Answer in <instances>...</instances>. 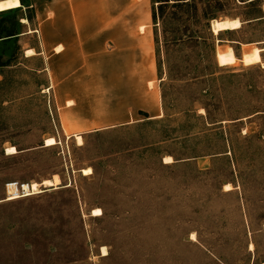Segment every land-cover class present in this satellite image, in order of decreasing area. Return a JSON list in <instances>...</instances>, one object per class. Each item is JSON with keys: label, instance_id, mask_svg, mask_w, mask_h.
Returning a JSON list of instances; mask_svg holds the SVG:
<instances>
[{"label": "rangeland", "instance_id": "374dc122", "mask_svg": "<svg viewBox=\"0 0 264 264\" xmlns=\"http://www.w3.org/2000/svg\"><path fill=\"white\" fill-rule=\"evenodd\" d=\"M49 1L0 0V11L12 9L0 13V41L15 35L0 42V264L264 263V0L152 3L155 61L178 81L162 83L166 117L116 127L106 120H125L127 109L109 110L105 91L99 112L97 57L83 71L65 64L67 82L51 90L43 60L25 57L55 16ZM76 1L88 7L76 17L99 36V0ZM235 18L242 29L214 37L212 22ZM49 138L58 144L45 147ZM55 177L58 188L41 186ZM10 184L43 192L10 201Z\"/></svg>", "mask_w": 264, "mask_h": 264}, {"label": "crops", "instance_id": "0c3cea01", "mask_svg": "<svg viewBox=\"0 0 264 264\" xmlns=\"http://www.w3.org/2000/svg\"><path fill=\"white\" fill-rule=\"evenodd\" d=\"M145 1V17H138L136 11L141 0H115L114 2L106 1L104 4L99 0V36L95 37L93 33L89 34L85 30L87 20L76 17L79 15L78 11L82 12L88 9L86 5L76 0L67 3L57 0L49 1L46 4L52 6L51 9L55 10V16L40 24L39 33L42 36L40 46L24 48L23 53L27 59L39 58L43 60V66L39 72L47 73L50 76L52 84L49 87L50 90L54 88V83L59 87L60 84L65 85L67 82L66 78L58 77L66 65L79 67V70L83 71L88 65L90 56L97 57L100 72L102 70V74L99 76V112L104 107L101 101L104 99L105 91L109 93L107 97L109 110L119 109L121 106H125L127 109L125 120L107 119L106 122L109 123V126L116 127L114 124L117 122H124L125 125L146 120H160L167 114L162 83L167 81L172 83L178 80L170 79L171 76L168 77L167 74H165V78L161 76L160 66L155 61L157 38L152 25L155 28L157 25L152 17V0ZM39 10L43 11V8L40 7ZM60 10H68L69 16L64 19L58 17L56 12H60ZM141 26L145 28L144 33L140 31ZM71 28H74L73 31L76 32L71 33ZM210 31L214 37L221 36L223 33L234 32L226 31L216 35L213 32V22ZM260 45L263 46L261 48H264L263 44ZM60 47L62 49L58 51L57 49ZM29 49L34 50L36 55L27 56ZM217 54L218 50L216 59ZM120 64L123 66L122 74L120 71L116 72ZM105 67L107 70L111 69L112 72L106 73L107 77L104 80ZM208 76H198L195 80ZM75 89L81 90L82 88L75 87ZM69 102H73L71 107H75L77 104L79 105L80 101L77 98L65 99L61 103L63 109L67 107ZM203 110L206 112L203 116L209 115L210 118L209 109L204 107ZM103 122L105 120L99 118V123ZM178 162L183 163L185 161ZM232 186L235 189L234 185Z\"/></svg>", "mask_w": 264, "mask_h": 264}, {"label": "bare ground", "instance_id": "6f19581e", "mask_svg": "<svg viewBox=\"0 0 264 264\" xmlns=\"http://www.w3.org/2000/svg\"><path fill=\"white\" fill-rule=\"evenodd\" d=\"M243 27V23L240 19H226V20H215L213 22V32L214 33H222V32H226V31H237L242 29ZM141 31V30H140ZM62 48H58L57 50L60 51ZM36 53L34 50L29 49L27 51V56L32 57L35 56ZM70 104V103H69ZM78 142L79 144H83V138L82 137H78ZM58 143L56 141L55 138H49L46 140L45 143V147L49 148V147H53L56 146ZM18 151L15 147H9L7 149V155L11 156V155H15L17 154ZM165 163L166 164H171L173 163V160L171 157H166L165 158ZM84 176H89L92 174V170L91 169H84L82 170ZM60 185V180L58 179V177H55L53 180H47L45 182H43V184L41 185L42 187L46 188V189H56L58 188V186ZM40 185L38 184H33V185H25L22 186L21 189H17V184H10L8 186V190H9V194H10V199L8 200H16V199H20L21 197L19 196V194L21 193L24 197L25 196H32V195H36V194H40L43 191L40 190ZM225 192H231L233 191V186L231 184H227L225 186ZM22 190V191H21ZM13 197V198H12ZM103 216V211L101 209H95L92 212V217H101ZM192 240L193 241H197V237L195 235V233L192 235ZM253 245L251 246V249H253ZM108 253V252H107ZM106 253V249L103 248V255L107 256Z\"/></svg>", "mask_w": 264, "mask_h": 264}, {"label": "trees", "instance_id": "16d2710c", "mask_svg": "<svg viewBox=\"0 0 264 264\" xmlns=\"http://www.w3.org/2000/svg\"><path fill=\"white\" fill-rule=\"evenodd\" d=\"M193 0H176L175 2L173 1L172 2V0H152V3H153V7H155V5H158V8H163V7H165V6H181V5H189L191 2H192ZM23 3V2H22ZM12 9L9 7V8H7V9H5V10H2V11H0V13H4V12H8V11H11ZM154 11H155V8H154ZM153 20H154V22H155V24L157 25L158 24V22H157V19H156V17H155V14H154V17H153ZM13 39H15V35H10V36H8L7 37V39L6 40H3V41H6V42H9V41H11V40H13ZM3 41H0V42H3ZM175 42H181V41H183L182 40V38H180V39H175L174 40Z\"/></svg>", "mask_w": 264, "mask_h": 264}]
</instances>
